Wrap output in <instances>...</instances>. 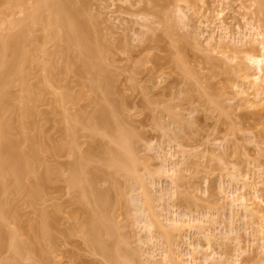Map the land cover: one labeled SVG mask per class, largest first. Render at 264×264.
<instances>
[{
  "label": "rangeland",
  "instance_id": "obj_1",
  "mask_svg": "<svg viewBox=\"0 0 264 264\" xmlns=\"http://www.w3.org/2000/svg\"><path fill=\"white\" fill-rule=\"evenodd\" d=\"M260 2L255 9L264 26ZM51 4L69 8L61 27L46 24L50 11L36 9L34 0H0V36L16 33V23L30 13L38 17L22 28L21 53L0 82V128L39 158L21 192L15 175L0 169V230L20 249L8 238L0 264H115L108 255L117 257L118 246L127 253L118 256L121 264L131 256L135 264H167V253L181 264H264V202L258 199L264 201V103L248 108L245 76L224 68L206 48L247 32L241 1ZM71 15L85 24L82 34L72 33L73 43L66 40ZM253 55L263 57L264 68L260 45ZM244 63L253 74L256 65ZM101 109L112 132L132 136L134 176L104 161L119 146L97 122ZM75 165L82 180L77 188L70 184ZM242 198L261 213L252 217ZM97 203H105L103 211ZM44 216L48 236L40 239ZM88 216L101 218L111 235L88 242Z\"/></svg>",
  "mask_w": 264,
  "mask_h": 264
},
{
  "label": "bare ground",
  "instance_id": "obj_2",
  "mask_svg": "<svg viewBox=\"0 0 264 264\" xmlns=\"http://www.w3.org/2000/svg\"><path fill=\"white\" fill-rule=\"evenodd\" d=\"M36 9H42L46 8L50 11V16L45 19V23L54 26L59 24V22L63 19L61 17V14L66 13L69 8L66 5H60L56 8H52L51 2L53 0H34ZM241 4L239 5V9L242 12V19L245 22L244 28L247 30L242 37L235 39L232 37L230 39V42H225L224 39H221L219 42H215V44L212 43V41L207 43V50L208 53L214 52L215 55L213 58H215L217 61L221 63V65L224 66L227 70H231L236 74H240L245 76L244 79L247 80L245 90L241 92V94L244 96V103L248 108L251 109H259L263 107L264 103V68L259 65L262 58L261 56H255L253 55L254 51V45L258 44L261 46L262 51H264V26L261 24L260 20L257 19L258 14L257 10L255 9V6L260 2V0H240ZM222 13L219 12V15ZM246 17L250 18L249 20H246ZM38 17L34 15L33 13L28 14V16L25 18L24 21H19L16 23V25H19L20 29L16 33H7L0 36V69L4 68L3 72H0V82L4 78L6 74H9L13 71L16 60L18 59L21 51H20V42L21 37L24 34V31L22 28L27 23H36ZM66 25L70 28L72 32H67L66 34V40L68 42H74L75 37L72 34L73 32H78L79 35L82 34L85 31V24L81 21H79L76 17L73 15L70 16V18L66 21ZM61 27V24H59ZM239 30H243L240 27H238ZM227 36V34H226ZM50 38L54 39L57 38V35L55 33H51L49 35ZM212 40V38H211ZM78 46L80 48H83L81 41L79 40ZM7 53H10V60H3L4 57H6ZM245 61H247L250 65L256 67L254 68L253 74L247 73V68L245 66ZM241 75H239L241 77ZM97 122L100 124L105 125L106 131L111 133L112 137L114 138V141L119 146V149H108L106 152V156L104 158V161L107 164H111L117 167H120L125 170V172L128 175L134 176L136 173V169L134 166V151L131 145V134L126 133L122 131L121 129H118L115 132H112V126L110 123V120L107 116V112L103 109H101L96 116ZM22 126H25L26 123L22 122ZM39 158L36 155V151L33 149L30 151V153H26L21 151L17 147V143L15 141L10 140L8 137H6L0 128V169L1 171H5V173H11L15 175L16 180V186L17 191L21 192L24 191L22 188V181L25 177L29 176L35 169V164L38 162ZM71 180L70 184L72 187L77 188L79 185L82 184V180L79 178L80 173V166L75 165L71 168ZM5 174L3 176V179L6 180ZM169 176L173 183L177 184V181L179 179L178 175L174 170H171V173H169ZM85 197L88 198V192L85 191ZM32 200H34V196L31 195ZM143 204L150 212L149 208V198L147 196V193H143ZM258 199L261 202H264L261 200V197L258 196ZM241 201L244 203V209L248 210L249 205H246V200L244 198L241 199ZM97 207L100 209V211H103V208L105 207V203L98 204ZM250 215L253 217H257L258 214L261 213V210L259 207L251 208L249 209ZM3 212L1 209L0 204V216L2 217ZM151 215V213H150ZM264 220V216L261 217ZM87 227L84 230L88 242L92 241V237H96L100 235L102 232H105L107 235H111V229L105 225L104 221L101 218H98L97 220L93 219L91 216H88L87 219ZM47 221L44 219L42 221V224L38 227L36 231V236L40 239H47V233L45 231ZM162 235L166 238H168L167 231L162 229ZM263 232V231H262ZM11 238L12 241V248L16 251H19V247L17 245V242L15 241L14 237L11 236L8 233H3L0 230V248L4 246V242ZM208 247L210 248V243L208 242ZM30 253L36 254V250L34 247H29L27 249ZM118 256H121L123 258L127 257V253L122 251V249L118 246ZM107 255V253H104ZM118 256L114 257L112 254L108 255V258H110L111 261L115 264H121V262L118 261ZM163 260L167 261V264H181L178 261H176L170 254H164ZM16 264H19L18 261H15ZM126 264H135L133 256L130 257V261Z\"/></svg>",
  "mask_w": 264,
  "mask_h": 264
}]
</instances>
